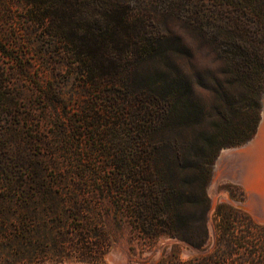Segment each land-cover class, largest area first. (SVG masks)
Instances as JSON below:
<instances>
[{
    "label": "rangeland",
    "instance_id": "374dc122",
    "mask_svg": "<svg viewBox=\"0 0 264 264\" xmlns=\"http://www.w3.org/2000/svg\"><path fill=\"white\" fill-rule=\"evenodd\" d=\"M131 1L150 16L154 50L127 85L94 88L29 18L31 4L0 0V183L24 170L82 171L77 194L115 240L107 264H153L173 243L185 260L210 251L218 205L263 224L242 206L255 191L215 163L263 119L264 87L228 63L226 42L262 34L264 0L236 12L216 0ZM154 230L183 239L151 245L142 237Z\"/></svg>",
    "mask_w": 264,
    "mask_h": 264
},
{
    "label": "trees",
    "instance_id": "16d2710c",
    "mask_svg": "<svg viewBox=\"0 0 264 264\" xmlns=\"http://www.w3.org/2000/svg\"><path fill=\"white\" fill-rule=\"evenodd\" d=\"M25 1L32 5L29 18L59 42L86 85H127L135 64L154 50L150 16L142 7L135 9L131 0ZM216 1L232 12L259 2ZM232 23L236 24L234 18ZM235 36L227 38L228 63L242 67L244 79L259 83L260 90L264 87V31L256 39H239L240 43ZM12 177L0 183V264H107L104 256L115 240L106 229L109 223L102 222L94 206L77 194L84 172L24 170ZM67 180L75 182V187L66 188ZM111 184L106 182L108 188ZM216 214L219 220L209 252L182 260L173 243L153 264H264V224L230 206L218 205ZM115 222L120 226L121 218L116 216ZM161 225L168 224L162 221L155 228ZM162 234L183 239L161 230L144 233L142 238L152 245Z\"/></svg>",
    "mask_w": 264,
    "mask_h": 264
},
{
    "label": "bare ground",
    "instance_id": "6f19581e",
    "mask_svg": "<svg viewBox=\"0 0 264 264\" xmlns=\"http://www.w3.org/2000/svg\"><path fill=\"white\" fill-rule=\"evenodd\" d=\"M224 166L230 178L240 181L250 194L255 191V197L263 204L258 217L264 220V109L256 136L242 147L225 149L220 153L215 171H220ZM242 172V177H239Z\"/></svg>",
    "mask_w": 264,
    "mask_h": 264
},
{
    "label": "water",
    "instance_id": "95a60500",
    "mask_svg": "<svg viewBox=\"0 0 264 264\" xmlns=\"http://www.w3.org/2000/svg\"><path fill=\"white\" fill-rule=\"evenodd\" d=\"M263 204L261 203V201L257 200V197H253L252 196V200L250 202H246L244 203L242 206H244L247 210H249L258 221H260L261 223L264 224V220L260 219L258 217L259 213H261L262 209H263ZM258 212V213H257ZM77 264H88L85 262H80Z\"/></svg>",
    "mask_w": 264,
    "mask_h": 264
}]
</instances>
